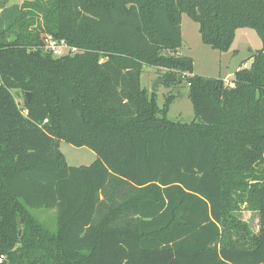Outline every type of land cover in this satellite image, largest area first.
<instances>
[{
    "label": "trees",
    "instance_id": "16d2710c",
    "mask_svg": "<svg viewBox=\"0 0 264 264\" xmlns=\"http://www.w3.org/2000/svg\"><path fill=\"white\" fill-rule=\"evenodd\" d=\"M7 11L0 264H264V0H22ZM182 14L215 50L238 28L261 47L229 84L197 74L179 53ZM43 33L78 51L54 57ZM145 65L167 88L186 82L192 120L168 118L174 95L159 106ZM60 140L95 160L67 164ZM32 209H55V229ZM242 210L257 213V232Z\"/></svg>",
    "mask_w": 264,
    "mask_h": 264
},
{
    "label": "rangeland",
    "instance_id": "374dc122",
    "mask_svg": "<svg viewBox=\"0 0 264 264\" xmlns=\"http://www.w3.org/2000/svg\"><path fill=\"white\" fill-rule=\"evenodd\" d=\"M21 0H7L3 7L0 8L1 27L6 25V18L10 15L7 10L19 6ZM182 42L179 53L189 55L192 58L193 69L197 74L210 75L225 78L231 81L234 70L241 65L242 60L248 58L256 49L261 47V40L254 29L238 28L230 48L226 51H218L210 46L203 44L198 32V24L186 14H182L181 19ZM11 38V35L7 37ZM235 50V53L233 51ZM76 53V52H75ZM251 60V59H249ZM247 64L249 62L247 61ZM155 68L145 65L141 74V85L151 91L152 83L158 78ZM18 105L22 104V94L19 90H12ZM156 100L159 106L164 103L168 94H173V100L169 105L167 116L173 120L190 121L193 119V109L188 97V88L185 81L180 84L167 88L158 83ZM59 149L69 165H89L96 156L95 153L84 146L77 147L69 144L65 140L59 141ZM34 216L46 223L49 229H55L56 214L55 209H32ZM239 217L248 222L254 232L258 231V215L255 212L242 210L238 213ZM22 221L18 218V232L21 233ZM19 234V233H18Z\"/></svg>",
    "mask_w": 264,
    "mask_h": 264
},
{
    "label": "built area",
    "instance_id": "2783aa9c",
    "mask_svg": "<svg viewBox=\"0 0 264 264\" xmlns=\"http://www.w3.org/2000/svg\"><path fill=\"white\" fill-rule=\"evenodd\" d=\"M42 48L45 51L50 52L54 57H60L66 54H73L78 51L74 46H70L64 39H58L50 33L41 34ZM243 67H247L248 64L244 63ZM229 84V81L224 80ZM4 256L0 254V263L2 262Z\"/></svg>",
    "mask_w": 264,
    "mask_h": 264
},
{
    "label": "water",
    "instance_id": "95a60500",
    "mask_svg": "<svg viewBox=\"0 0 264 264\" xmlns=\"http://www.w3.org/2000/svg\"><path fill=\"white\" fill-rule=\"evenodd\" d=\"M161 81L160 78H157L154 80V82L152 83V87H151V91L154 92L157 90V86H158V83ZM26 96L28 97L29 96V93L26 92ZM20 234V231L18 232Z\"/></svg>",
    "mask_w": 264,
    "mask_h": 264
},
{
    "label": "crops",
    "instance_id": "0c3cea01",
    "mask_svg": "<svg viewBox=\"0 0 264 264\" xmlns=\"http://www.w3.org/2000/svg\"><path fill=\"white\" fill-rule=\"evenodd\" d=\"M21 1H22V0H21ZM181 35H182V28H181ZM182 39H183V42H184V38H183V37H182ZM232 54H233V53H232ZM248 62L250 63V60H248ZM237 68H238V67H237ZM237 68H236V69H237ZM236 69H235V70H236ZM223 79L225 80V78H223ZM231 79H233V76H232Z\"/></svg>",
    "mask_w": 264,
    "mask_h": 264
}]
</instances>
